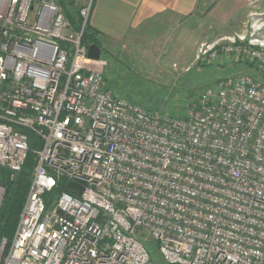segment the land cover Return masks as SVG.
<instances>
[{
    "label": "built area",
    "instance_id": "obj_1",
    "mask_svg": "<svg viewBox=\"0 0 264 264\" xmlns=\"http://www.w3.org/2000/svg\"><path fill=\"white\" fill-rule=\"evenodd\" d=\"M74 2L78 28L56 0H0V166L35 160L0 264H154L139 228L174 264H264V42L203 43L198 60L260 76L220 78L176 117L107 88L83 42L95 0Z\"/></svg>",
    "mask_w": 264,
    "mask_h": 264
},
{
    "label": "rangeland",
    "instance_id": "obj_2",
    "mask_svg": "<svg viewBox=\"0 0 264 264\" xmlns=\"http://www.w3.org/2000/svg\"><path fill=\"white\" fill-rule=\"evenodd\" d=\"M210 7L206 3L193 13L191 36L159 35L150 43L139 39L107 45L101 34L102 55L98 64L107 77L106 85L143 106L185 117L191 112L192 102L206 88L215 86L218 79L239 73L260 76L246 57L229 56L205 63L197 59V54L203 43L224 44L238 35L246 41L252 37L264 42V0H241L232 11L211 13ZM159 29L162 33L165 27ZM136 235L150 252L154 264H174L165 258L148 229L139 228Z\"/></svg>",
    "mask_w": 264,
    "mask_h": 264
},
{
    "label": "crops",
    "instance_id": "obj_3",
    "mask_svg": "<svg viewBox=\"0 0 264 264\" xmlns=\"http://www.w3.org/2000/svg\"><path fill=\"white\" fill-rule=\"evenodd\" d=\"M238 1L241 0H95L90 22L107 45L139 39L150 43L159 35L191 36L193 13L206 3L212 6L209 11L213 13L232 11ZM162 26L165 29L160 33Z\"/></svg>",
    "mask_w": 264,
    "mask_h": 264
},
{
    "label": "trees",
    "instance_id": "obj_4",
    "mask_svg": "<svg viewBox=\"0 0 264 264\" xmlns=\"http://www.w3.org/2000/svg\"><path fill=\"white\" fill-rule=\"evenodd\" d=\"M61 6L63 12L67 18L75 25L76 28L80 27L82 18L79 15V11L74 1L70 0H56ZM83 42L90 45L96 43L101 46L102 38L100 33L96 28H94L90 22H87L85 31L83 34ZM105 81L107 83V77L105 76ZM107 88L115 95L119 97H124L116 94L112 89L107 85ZM126 99L133 101L139 104L137 101H134L131 98L125 97ZM196 101V100H195ZM141 105V104H139ZM143 106V105H141ZM191 106V105H190ZM146 109L159 110L158 108L143 106ZM35 164L34 153L29 152L26 165L21 171L12 172V170L0 166V182L6 188V195L3 200L2 206L0 208V244L2 240L7 239L6 246L11 245L16 226L19 221L20 213L22 211L27 192L30 187V177L33 171ZM66 184L62 183V188L73 192L72 185L73 183L65 180Z\"/></svg>",
    "mask_w": 264,
    "mask_h": 264
},
{
    "label": "water",
    "instance_id": "obj_5",
    "mask_svg": "<svg viewBox=\"0 0 264 264\" xmlns=\"http://www.w3.org/2000/svg\"><path fill=\"white\" fill-rule=\"evenodd\" d=\"M88 55L91 58L100 59L102 55L101 47L96 43L90 44L88 49Z\"/></svg>",
    "mask_w": 264,
    "mask_h": 264
}]
</instances>
